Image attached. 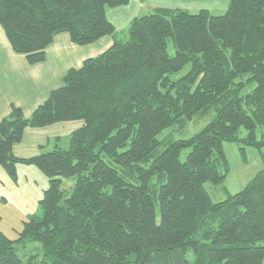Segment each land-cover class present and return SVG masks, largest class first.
I'll list each match as a JSON object with an SVG mask.
<instances>
[{"label":"trees","instance_id":"1","mask_svg":"<svg viewBox=\"0 0 264 264\" xmlns=\"http://www.w3.org/2000/svg\"><path fill=\"white\" fill-rule=\"evenodd\" d=\"M128 2L0 0L7 41L31 66L60 33L76 46L113 40L68 70L29 117L12 105L0 121V166L15 178L18 165H34L48 179L41 214L15 240L0 232V264H25L15 244L26 243L29 263L40 264H264V155L238 193L214 203L203 188L224 182L222 143L240 141V128L245 146L264 144L255 139L264 124V0H229L221 16L155 9L130 21L120 41L106 9ZM244 74L256 85L240 96ZM213 108L191 138L158 139ZM73 121L82 127L51 150L13 155L25 129Z\"/></svg>","mask_w":264,"mask_h":264},{"label":"rangeland","instance_id":"2","mask_svg":"<svg viewBox=\"0 0 264 264\" xmlns=\"http://www.w3.org/2000/svg\"><path fill=\"white\" fill-rule=\"evenodd\" d=\"M229 0H129L128 4L115 9H106L108 18L112 21L118 33V39H127V26L133 17H142L152 13L155 9H180L196 14L201 10H206L214 16L223 15L228 8ZM176 4V6H168ZM169 56H173L174 49L168 46ZM190 65H186L181 71L172 74L171 78L175 81L182 77ZM248 75H241L237 81L245 82L240 89L239 95L243 96L251 92L256 83L247 81ZM215 109L208 113L195 116L182 128L172 126L163 130L158 139L164 138L172 140H185L202 130L215 116ZM247 136L243 128L239 129L238 142H223L222 151L227 162V170L221 163H217V170L225 174L224 182L221 185H213L205 182L203 188L214 203L221 202L228 195H233L241 191L247 183L262 169L261 154L264 155V144L259 148L245 146L241 140ZM257 143L264 142V124L257 126L255 130ZM244 150V153L241 150ZM190 148H184L179 154V161L184 162ZM221 162V161H220ZM48 179L34 165L20 164L16 168L15 178L10 177L0 166V232L8 239L15 240L23 228V223L28 221L31 215H40L41 211L38 202L47 188ZM67 185V183H65ZM16 253L22 258L25 264L29 263V257L35 253L32 243L16 245Z\"/></svg>","mask_w":264,"mask_h":264},{"label":"crops","instance_id":"3","mask_svg":"<svg viewBox=\"0 0 264 264\" xmlns=\"http://www.w3.org/2000/svg\"><path fill=\"white\" fill-rule=\"evenodd\" d=\"M106 18L113 25L107 13ZM112 43L111 37H103L93 44L76 46L66 33H60L46 48L45 61L31 66L24 56L13 52L0 26V121L9 115L12 105L29 117L45 102L51 91L61 87L68 70L80 68L83 61L102 54ZM82 125L80 121H73L44 128H27L21 142L13 146L12 153L20 159L34 157L42 151L51 150L54 139H66Z\"/></svg>","mask_w":264,"mask_h":264}]
</instances>
